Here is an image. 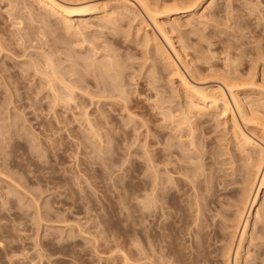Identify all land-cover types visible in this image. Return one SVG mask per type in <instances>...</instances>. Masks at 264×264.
<instances>
[{"label": "rangeland", "instance_id": "rangeland-1", "mask_svg": "<svg viewBox=\"0 0 264 264\" xmlns=\"http://www.w3.org/2000/svg\"><path fill=\"white\" fill-rule=\"evenodd\" d=\"M23 1L11 0L10 2V0H0V39H2L0 42L3 43V40H6L3 44L6 45V51L8 50L7 53H4V51L0 56V72L2 73H0V130L1 133L4 132L3 135L6 133L5 139H10L6 140V142L8 141L7 144L3 145V148L0 150L2 152V156L0 154V172L2 173H0L2 175V177L0 175V264H153V250H155L153 249V169L148 167L150 164H148L147 159L149 158L147 155L150 152L153 158V148H155L153 142L156 140L154 137H156L155 135L158 131L161 132V142L163 145L166 144L165 142L169 144L168 140L174 144H179L175 140L169 139L167 135L171 131L169 130L171 127L165 129L170 125L165 122L168 119H164L166 112L163 115L162 107L166 109H182L184 105L181 104L186 103L183 100L187 95L180 88L177 78L171 76L173 75L171 69L168 65L164 64L166 62L165 56L159 51L161 55L156 52L157 49H155L153 43H148L149 45H154H151V47L147 45L146 41V44L142 43L144 42L143 40H147L144 36L153 35L152 32L156 33L162 43L165 44L163 45L167 46L165 48L171 51V54L172 49L169 48L170 46L165 42L160 33L157 32L158 30L155 29L153 21L149 19L148 15L141 8H139V12L141 13L137 12L136 9L135 13H130L131 11L133 12L134 8L128 7L127 12L129 11L128 13L130 14H127L126 11L123 12V17L117 19L116 29L113 27H109V29L105 25H102L103 22L98 19H87V22L84 21L85 24H82L87 28L89 27L90 30L86 29V31H82L84 34L81 35L82 32L79 34L74 30L64 27L62 19L58 16L53 15L51 17L50 15L52 14L50 12H44L45 7L43 5L39 6L40 3L37 2L39 0ZM56 1L66 5L61 0ZM88 1L90 2V0H86L85 2L88 3ZM102 1L115 5V0H91L90 3H103ZM127 1L136 3L134 0ZM147 1L157 7H163L164 5H166L165 7L177 5L184 7L183 3H188L187 5L193 3L188 0H178L183 5L179 4L177 0ZM208 1L210 3V0H205L201 9L196 14L194 13L193 17L190 16L191 18L189 17V19L188 17L180 18V21L176 22L178 17H175L169 19V21L166 20L167 26L174 23L171 21H175L174 24L178 23L175 26L178 32L175 31L176 33L173 35V38L177 43L176 47L181 49L179 51L185 50L182 51L185 54L182 56L188 64L178 61L174 53L172 56H174L173 58L180 65L179 68L182 69L183 73L187 75L193 84L198 87H208L211 89L217 87L225 88L224 90L227 92L229 99H231L228 90L223 85L224 81L222 78L229 81L234 78L239 79L240 82L234 79L236 80L234 81L235 83H241L239 85L246 84L251 80L257 81L258 84L261 82V85L264 84V79L262 78V76L264 77V64L261 60L262 57H260V54H264L262 53L264 52V0H216V5L212 9L213 11L204 13V8L209 4ZM19 2L20 6H22L20 8L24 12H26L24 5L27 7L29 5L33 7L31 10L33 9L34 13L40 15V18L44 20L48 19L54 24L57 28L56 35L50 33V28V30L47 29L48 27L43 28L39 22L40 19H35L38 21L35 23L34 19H30L28 15L22 12L21 15L24 17L23 22L26 23H24L26 30L39 26L40 28L42 27L40 30L44 33L37 35L36 32L39 27H36L37 29H30L31 31L28 32L30 36L27 33L26 37L24 35L26 34L25 30L23 31L25 32L23 35L26 37L25 40L23 39L25 43L22 44V42L18 41L15 35L18 33L19 30L17 28L20 29V26H14L12 23L15 22L13 21L15 17L10 18V20V16L8 15L13 13V11H15L13 16L19 15L18 13L21 12L18 5ZM16 3L17 6L15 5ZM162 7L161 9H163ZM17 8L19 9L17 10ZM110 10L121 12L112 7ZM195 15H200L199 17L201 18L206 15L207 17H204L205 20H201ZM135 16L139 18H135ZM143 18L147 19L146 21L149 25H145L142 22ZM193 19L196 20L194 21ZM32 21L34 24H32ZM131 21L134 23L132 24ZM77 23L78 21H75L73 24L75 26H71L70 24L69 26L74 29L78 25ZM86 24L88 25L86 26ZM189 24L193 25L190 26ZM31 33L34 35L32 39H35L37 35L36 38L40 36L42 39L44 37V41H39L40 38L31 41ZM47 34L48 36H45ZM90 42L95 43H91V45L89 44ZM107 42H112L110 44L114 45L112 46L114 53L112 51L109 53V47L107 49L109 52L105 50ZM94 44L97 50L103 49L104 51H94V48H92L95 47ZM152 47L154 48L150 49ZM93 51L94 53H92ZM105 52L110 54L109 58H111V54L112 58L115 57L113 54L116 53L115 55L118 58L115 57L113 59L116 60L117 58L118 61L123 63L121 64L122 67H126L125 72L122 70L124 75L120 73V78L123 77L124 80H121L124 81V85L122 86L125 87L124 89L128 93L127 95H129V97H126L127 95L123 92V96L130 100L124 103L127 99L124 98L125 100L122 101L117 98L119 99L117 100V105L114 101L111 103L110 101L112 100H109L106 101L107 105L103 106L104 111L107 113L106 115L112 117L110 118V128L112 132L114 131L113 137L118 142L116 141V144L114 140L110 145V149L112 150L110 151L109 149V153L108 151L106 153L109 157V162L105 161L108 157L105 158L107 155L102 152L105 155L103 157L105 159L102 161L105 163L102 164L101 161L98 163L97 160V162L94 160L97 159L94 158V154L101 153L99 149H96L98 146L92 144L90 141L88 143L86 135H84L87 129L84 111L88 108L87 110L92 117L98 116L100 118L101 114L99 113L101 112L97 109L99 105H97V108L94 105H91V107L90 98L85 97V100L82 98L71 103V105L68 104L70 106H66L63 103L65 107H68L66 109H64L63 105H59V108H56L57 111L56 109H51L52 99L50 96L48 97L47 88L42 85V79L35 73V68L32 65L35 63V60L41 59L43 55L46 56L53 53L51 56H54L55 63L61 64L62 62V65L57 64L60 69L68 72L70 67H75V69L81 70L84 68L76 64L77 60L82 61L83 58L89 60L91 56H96L93 58V62L100 63L102 62V60L99 61L101 56L104 61L107 55L105 54L104 57ZM56 58L58 61H56ZM71 61L75 64H70ZM181 62L186 64L185 67ZM186 66L191 67L192 71L190 72H194L195 77L194 74H191L187 70L189 67L187 68ZM81 71L80 73H85ZM197 73L199 76H197ZM84 75H86L85 79L89 77L90 80L87 78V81H92L93 74L89 76L87 74ZM84 75L76 73L75 78L77 76L82 78ZM254 75L256 77L253 80ZM8 76L10 80H8ZM1 77H6L5 79L7 80L3 79L7 82H3ZM88 86L90 90L94 89L92 85ZM248 94L244 92L243 88L239 89L241 100H246L244 102H250L252 105L255 104V100H261L257 99V97H264L257 92H248ZM158 101L161 103H158ZM230 101L232 102V99ZM119 102H121V105H119ZM260 104L254 105L257 107L255 110L256 118L252 120L253 122L250 125L244 126L246 124L242 123V119L237 112L236 118L245 133L264 149V126L262 125L264 124V107L258 108L264 104ZM78 106L80 107L77 108ZM154 109L156 110L154 111ZM214 111L206 113L207 115L204 114L205 116L202 115L203 118L201 116L202 119L199 122L196 119L200 117L194 118L195 124L197 122L201 125L205 124L201 126L203 129L198 127L199 129L201 128V130L197 131L199 134L196 132L197 135L201 134L196 138L198 143L195 141L197 143L196 146H200L201 151L197 150L201 156L194 155L199 154L197 151H195L197 153L192 151L195 149L194 147L188 149L190 147V138L183 139V141H189V143H185L189 144L187 150L192 151H188L187 153L189 155L190 153H194L191 157L187 156L186 152H181L182 148L179 145L180 148L176 146L174 150H177L181 155L185 154L189 160L193 157L192 162H190L180 156L184 160L182 162L187 164V161H189L191 164H195V168H197L196 165L198 164V168L202 167L200 169H204V171L199 170L202 172L200 174L203 175L204 173L200 177V180L203 179L202 182H204V178L205 180L207 179L206 182L209 184H205H208L207 186L212 188L211 193L213 192L212 194H214L211 198V209H209V214L207 213L210 216L208 219L210 222L213 221L211 226L221 227L220 223L222 224V222L220 221H224L221 217L225 219L224 214H227L226 211L228 209L232 211L230 205L234 206L235 200H238L237 198H239L238 196L241 193L239 191L242 187L240 186V181L244 177L243 175H245L242 168H245L249 162V165H252L251 162L254 163V161L251 160L257 159L255 157L257 154L253 152V149H246L243 144H239L238 141L236 142L234 131L232 130L233 124L230 121L231 118L228 116L224 117V115H220V117L221 111ZM194 113L197 115V112ZM129 118H133V120ZM135 118H138V120ZM142 119L143 122L145 120L149 122L150 130L147 127L144 129L142 125L144 123L141 122ZM16 123L18 124L17 127L15 126ZM137 125V128H142L140 129L141 131L139 129L131 131L130 128ZM148 130L150 131L149 133ZM146 133H148V137ZM26 134H30L31 136L29 135L28 137ZM237 143L239 146H237ZM143 144L145 145L143 146ZM86 145L89 147L93 145V147L89 149ZM184 145L183 147L186 148ZM115 148H119V150ZM112 152H115V154L118 152L119 154L115 155ZM249 157H251L250 161L248 160ZM199 162L203 165L201 166ZM186 166H190L189 163ZM241 170L243 172H239ZM235 174L239 177L237 179H240L241 174H243L241 179L238 180L239 183L236 182L240 184L239 186L233 182V180H237L235 179ZM208 179L211 180V184ZM215 189L216 191H214ZM237 190L240 192L238 195ZM9 191H11L10 196H8L10 194L8 193ZM263 196L264 194L262 195V199L264 198ZM142 199L144 200L142 201ZM35 203L39 205L36 206ZM262 208L260 218L259 216L258 218L255 217L257 223L255 222L254 232L249 237V242L245 245V250L248 249L246 251L248 254H243L241 264H264V206ZM38 209L41 210L38 211ZM36 211L41 213V215ZM229 214H227V217ZM38 216H40V219ZM229 219L232 218L229 217ZM214 227L211 228L214 229ZM223 243L221 241L211 242L212 248L210 247V251H214V253H212L213 256L207 261L208 263L206 262L205 264H225L222 255L224 251L223 246H225ZM187 245L189 246V243ZM253 255L254 258L252 257ZM156 259L159 260L158 258ZM160 262L162 263V261ZM165 262L169 261L165 260Z\"/></svg>", "mask_w": 264, "mask_h": 264}, {"label": "bare ground", "instance_id": "bare-ground-1", "mask_svg": "<svg viewBox=\"0 0 264 264\" xmlns=\"http://www.w3.org/2000/svg\"><path fill=\"white\" fill-rule=\"evenodd\" d=\"M35 1H37V0H35ZM61 1L66 3V5L61 4V3H59V1H56V0H39L37 2L40 3V4L38 3L39 6L43 5L45 7L44 12H47V11L50 12V14H52V15H50L51 17H53V15L54 16L56 15V17L58 16L59 18L62 19L61 21H63L64 24L63 23L62 24L65 25L64 27L68 28L69 30L70 29L74 30L75 32H78L79 34H80V32L86 31V29H89V27L87 28V27L83 26V24H82L87 19H93V18H94V20L98 19L99 21H102L104 23V24L102 23V25H105L108 28L113 27L114 29H116L115 26H116L117 21H118L117 19L123 17V12L124 11L127 12L128 7L134 8L133 12L131 11L130 13H135L136 11L139 12V8H141L145 12V14L148 15L149 19L153 21L152 23H154L155 29L158 30L157 32L160 33V35L165 40V42H167V44L170 46L169 48L172 49V54L174 53L177 56L176 57V58H178L177 60L182 61L183 63L184 62L187 63L186 59L182 56L184 54L182 51H185V50H182L181 51L182 54H181V52L179 51L181 49H178L179 47L178 48L176 47L177 43L174 41V38H173V35L176 33L175 31L178 30L175 27L176 25H178V23L174 24L175 21H171L174 23L167 26L166 20L169 21V19H172L175 17L176 18L178 17V20L174 19V20H176V22H179L180 18L188 17V19H189L190 16L194 15V13L196 14V12L201 9V6L205 0H194V1L188 0V1H191L193 3H191L189 5H187L188 3L187 4L183 3L184 7L181 5L178 6L177 4H176L177 6H172V7H170V6L165 7L166 5H164L163 7L161 6L163 9H161V7H157L153 3H149V1H147V0H134L136 3H132L131 1L129 2L127 0H115V5H111V3H109V2L105 3L104 1H102L103 3H101V2L100 3H98V2L97 3L96 2L90 3L91 0H90V2L88 1V3L85 2L86 0H61ZM188 1H186V2H188ZM10 2H11V0H10ZM10 2H9V4H10ZM179 2L180 1H178V3ZM215 2H216V0H210V3L208 1L209 4H207V6L204 8V11L203 10H201V11H203L204 13H206L208 11L210 12L212 9H214V5H216ZM26 4L28 5V3H26ZM67 4H68V6H67ZM179 4H182V2ZM15 5L17 6V3ZM18 5H19V8L22 7V6H20L21 5L20 2ZM29 7H30L29 5H28V7L26 5H24V10L27 13L24 12L23 9L20 8L21 12L18 11L19 12L18 14L20 15V16L18 15L19 17L16 15L13 16V13L15 11H13V13L9 12L10 15H8V16H10L9 19L15 17L13 21L17 22V24H15V22H13V23L11 22L14 26L15 25H17V27L20 26L21 30L19 28H17L19 31L17 30L18 33L15 36H17L18 41L22 42V44L25 43L23 41L26 39L27 33L31 31L30 29H37L36 27H39V26L33 25V26H35V28L33 27V28H29V30H26L25 29L26 26L24 25L25 22H23L24 17L21 15L22 12H24V14L28 15L30 17V19H32V20L34 19V21H36L35 19H38V20L40 19L39 22H40L41 26L43 28L48 27L47 28L48 30L51 29V32L49 31L51 34H55L57 32V28H56V26H54V24H52L48 19L44 20V19L40 18V15L34 13L35 11L33 12L32 11L33 9L31 10V8H33V7H30V8ZM111 7L113 9H118L121 12L111 11L110 10ZM19 8H17V10ZM35 8H37V7H35ZM7 9H9V8H7ZM13 9H14V7H13ZM135 9H136V11H135ZM17 10H16V12H17ZM128 12H127V14H130ZM9 13H7V14H9ZM139 13H141V12H139ZM46 14H49V13H46ZM207 15L206 16L201 15V16H203V18L199 17L200 15H198V16L195 15V16L200 18L201 20H205L204 17L206 18ZM140 17H143V16H140ZM127 18H128V16H127ZM135 18H139V17L135 16ZM209 18H210V15H209ZM143 20H142V22L145 23V25L146 24L149 25L146 21L147 19L145 20L143 18ZM75 21L76 22L78 21V23H77L78 27L76 26L77 29L76 28L73 29L72 27L69 26V24L72 26ZM80 21H83V22H80ZM99 21H97V22H99ZM37 22L38 21H36L35 23H37ZM131 22H132V24L134 23L133 21H131ZM197 22L199 23V21H197ZM209 22H211V21H209ZM32 24H34V22ZM87 25L88 24H86V26ZM142 25H144V24H142ZM179 25H180V23H179ZM191 25H193V24H191ZM203 25H200V26H203ZM67 26H69V27H67ZM73 26H75V25H73ZM42 27L41 28L39 27V29H37L38 30L36 32L37 35H41L42 33H44L42 30H40V29H42ZM84 28H85V30H84ZM177 28H178V26H177ZM13 29H15V28H13ZM103 29H105V28H103ZM25 30H26V34H24L25 32H23ZM69 30H67V31L69 32ZM141 30H142V28H141ZM141 30H140V32H141ZM21 31H22V33H21ZM47 31H45V32H47ZM23 34L26 37H24ZM74 34H77V33H74ZM83 34L84 33L82 32L81 35H83ZM152 34L153 35H150V34L147 35L148 37L144 36L147 38V40H143L144 42H142V43L146 44L145 43V41H146L147 45L150 47L152 44L149 45L148 43H153L155 46L154 45H152V46H154L155 49H157L156 52L158 54H160L159 52H161L162 55L165 56L166 62L164 61L165 62L164 64L168 65V67L171 69L172 74H173V75H171V74L170 75L175 76L177 78L180 88L183 89L182 91H185L186 92L185 95H187L184 97L185 99L183 98L184 99L183 101L186 103L181 104V105H184L182 107V109H178V108H175V109L174 108H171V109L167 108L166 109L165 107H162L163 115L166 114V116H168V118H166V116H164V119H168V120H165V122L170 125L169 127L165 128V129H169L171 127V129H169L171 131H169V133L167 134L169 136V139H173V140H175V142L179 143L178 145L182 148L181 152H186L185 154L187 156L191 157V155H193L194 153L193 154L190 153V155H189V153H187L188 151H190V152L197 151L198 152V150H200V148H199L200 146H198V145L196 146V144L198 143L196 138L201 135V134L197 135V133H198L197 131L201 130V128L203 129V127H201V126L205 125V124H203V125L198 124L199 120H201L203 118L202 115H204V114L207 115L206 113H208V112L210 113V111H213V110H215L214 112H216V111L220 112L221 111V114H219V116L224 115V117L228 116L231 118L230 121L233 124L232 130L234 131V135H235L234 139H236V142L238 141L239 144H243L244 148H246V149H248V148L253 149L254 150L253 152H255L257 154L255 156V157H257V159L254 158L255 159L254 160L252 158L253 160H251V161H254V163L251 162L252 165H249V163H250L249 161H250V158L253 156L248 158L249 163L247 162L248 164H246V167L242 168V170L244 172L242 170L239 171V172H243V174H245V175L241 174V176L242 175L244 176V177H242V179H241V176L239 175L240 179H241V181H240L241 185L238 184L239 183L238 180H240V179H237L239 177L235 174V176H236L235 179H237V180H233V182H234V184H238L237 186H239V185L242 186L241 189H239V191L241 193L238 192V190H237V192H238L237 195L240 193V195L238 196L239 198H237L238 200H235V202H234L235 204L233 207H232V205H230V207L232 208V211L229 209L227 210L228 212L226 211L227 214L230 213L228 215V217H227V214H224L225 219H224V217H221V218H223L222 220H224V221H220V222H222V224L219 222L221 225V227L219 226L220 227V230H219V227H214V225L211 226L213 221L210 222L208 219V217L210 218V216L207 215V213L209 214V211H210L209 209H211V207H210L211 198L213 197L214 194H212L213 192L211 193L212 188L211 187L209 188V186H207L209 184L208 182H206L207 179L205 180V178H204V182H202L203 179L200 180V177L204 175V173H203V175L200 173H202L201 171H204V169H200L202 167L198 168L197 163H196L197 168L194 167L195 164L190 163V162H192L193 157H192V159L189 160L185 154L181 155V153H179L177 150H174L175 149L174 147H176V146H177V148L179 147L177 144H174L170 140H168V142H170L171 144L170 143L168 144L167 142H165L166 144L163 145V143L161 142L162 141L161 140L162 135H161L160 131L156 132V135L154 134L156 136V137H154L156 140L153 142L154 143L153 145L155 147V148H153V158H152L150 152L147 151V152H149V155L151 156L150 157L149 155H147L149 158V159H147L149 162L148 164H150L149 166L148 165L147 166L150 167L151 169H153V172H152L153 173V201H152L153 202V247H154L153 249H155V250H153V258H154L153 264H167V263H170V264L171 263H174V264L175 263H177V264H202L203 263V264H205L213 256L212 253H214V251H210V249L212 248L211 242H213V241L214 242L215 241H221L222 243L224 241L223 244H225V246H223L224 251L222 252L223 253L222 255H223L225 264H241V261L243 259V254L247 253L246 251L248 250V249L245 250V245L249 242V237L254 232L253 230L255 227V222L257 221L255 217L258 218V216H259V218H260V216H261L260 213L262 212V210H263L262 207L264 206V204H263L264 198L262 199V195L264 194V149L261 145L259 146V144H257V142L255 143L254 140L251 137H249L245 133V131L241 128V126L237 122L238 119L236 118V112L238 113V115L242 119V123L246 124L244 126L250 125L253 122L252 120L256 118L255 117V112H256L255 110L257 109V107H255L254 105L260 104V103L264 104V97L263 98L257 97V99H261L260 101H262V102H260L259 100H255L257 103L255 102V104L252 105L250 102H248V103L244 102L246 100H244V101L241 100V97L239 95V89L243 88V90H244V92H246V94H248V92H257L259 95L264 96V86H263L264 84L261 85L262 84L261 82L258 84L257 81L251 80L250 82H248L246 84L239 85V84H241V83H237V82H240L239 79L237 80L236 78H234L237 80V82L235 83L234 81H236V80H234V79L229 81L228 79L224 80V78H222V80L224 81L223 85L228 90V93H229V95L232 99L233 105H234L233 106L232 102L230 101L231 99H229L227 92L224 90L225 88L217 87V88L211 89L208 87H206V88L198 87L197 85L193 84L189 80L187 75H185V73H183L182 69L179 68L180 65H178L177 62L175 61V59L173 58L174 56H172V54L170 53L171 51H168L169 49L167 50L165 48L167 46H164L165 44L162 43L161 39H159L160 37L157 36L156 33L152 32ZM28 36H30V33H28ZM32 36H34V35H32V33H31V37H30L31 41H35V39L38 38V37L36 38V36H35V39H32ZM45 36H48V34ZM39 38H38L39 41H41V40H42L41 42L44 41V37L41 39V37L39 36ZM83 38H84V36H83ZM0 41H2V39H0ZM4 41H6V40H3V43H5ZM36 41H38V40H36ZM3 43L0 42V56L2 55V53L4 51H5L4 53H7V51H8V50L6 51V47H5L6 45H4ZM91 43L93 44L95 42H90L89 44H91ZM107 43L108 44H105L106 48L104 47L105 50L106 51L109 50L110 51V52L108 51L109 53H111V51H112V53H114L112 50V46H114V45L110 44L112 42H110V43L107 42ZM87 44H88V42H87ZM94 46L95 47H92V48H94V51L103 50V49L100 50L99 47H98L99 50H97V47L95 44H94ZM108 47H109V49H108ZM154 47H152L150 49H153ZM8 48H10V47H8ZM59 50H61V49H59ZM94 51L92 53H94ZM152 51H154V50H152ZM73 53H74V51H73ZM262 53H264V52H262ZM21 54H22V52H21ZM51 54H53V53H51ZM51 54L46 55V53H45L46 56L43 55V57L41 59L37 58L38 60H35L34 61L35 63H33V65H32L35 68L34 69L35 73H37L38 76L41 77L42 85H44L45 88H47L48 97L50 96L52 99V100L50 99L51 100L50 106H52L51 109L55 110L59 105H63L65 107L64 104H66V106L68 104L71 105V103L78 101V99L84 98V100H85V97H88V99L90 98V100H91V102L89 101L91 103L90 106L94 105L95 108H97V105H99L98 106L99 108H97V109H99V111L101 112V113H99V114H101V117L99 116L100 118H98V116L95 118L92 117L91 114L87 110L88 108L87 109L85 108L87 111L86 110L84 111L85 112L84 118H85L87 129H86V134H84L85 132L83 134L86 135L88 143L91 142L92 144H96L98 146V148H96L97 146L95 148L99 149V152L101 151V153H100L101 156L98 153H97V155H95L93 153L95 156V157L94 156L93 157L97 158V159H94L95 162L98 161V163H100V161H101V163L104 164L105 162L103 163L102 161H104V159L108 157V155L106 153L111 148L110 145H111V143L114 142V140L116 138L113 137L114 131L112 132V130L110 128V124H111L110 118H112V117L106 115L107 113H106V111H104L103 106L107 105L106 101H109V100H112V101H110L111 103L114 101V103L116 104L117 100H119V99H121L122 101L127 99V98H125V96H123V92H125V95L128 94V93H126V91L124 89L125 87L122 86V85H124V81H123L124 79H123V77L120 78V73L124 75L123 71L125 72L126 67H124V68L122 67L121 64H123V63L121 61L117 60L118 57L115 55L116 53L113 54V56L117 57L116 60H114L113 58H115V57L112 58V54H111V58H109L110 54H107L105 52L104 57H105V54H107L108 56L106 55V57H108V58L103 57L104 61L102 59V56H101V59L99 60V61L102 60V62H100V63L93 62L94 61L93 58L96 56H94V57L89 56L90 57L89 60H91V61L84 59V58H83L84 60L82 59V61H80V60L78 61L76 59L77 60L76 64L79 65L81 68H84V69H81L82 70L81 71L79 69H75V67H70L69 71L67 72L64 69H60V67L58 65H62V62H61V64L55 63V60H54L55 58L53 59L54 56H51ZM58 57H60V56H58ZM65 57H67V56H65ZM72 57H73V55H72ZM260 57H262L261 60L263 61V64H264V54H262V55L260 54ZM67 58L70 59L69 57H67ZM160 58H162V57H160ZM96 59H98V58H96ZM105 59H107V60H105ZM108 59H110V60H108ZM56 61H58L57 58H56ZM256 61H258V60H256ZM119 62H121V63H119ZM72 63L73 62L71 61L70 64H72ZM73 64H75V63H73ZM185 65L186 64H183L184 67H185ZM186 67L188 68L189 66H186ZM263 67H264V65H263ZM169 68H168V70H170ZM255 69H256V67H255ZM75 70H78L79 72L75 71ZM187 70H189V72L192 71L191 67H189ZM80 71L85 72V73H80ZM151 71H153V70H151ZM252 71H255V70H252ZM223 72H225V71H223ZM23 73H25V72H23ZM76 73L79 75L80 74L81 75L87 74L88 76L93 74L94 76L92 75V77H93L92 81L89 82V81H87V78L89 79V77H87L85 79L86 75H84L83 77L81 76L82 78H80V76H77L78 79L75 78ZM190 73L194 74V72H190ZM253 74H255V73H253ZM171 76H170V78H171ZM197 76H199L198 73H197ZM194 77H195V74H194ZM255 77L256 76L254 75L253 80L255 79ZM3 78L4 77H1V79H3ZM262 78L264 79L263 76H262ZM4 79L2 81L6 83L7 81H5V80H7V79H5V80ZM121 79H123V80H121ZM8 80H10L9 76H8ZM132 80H133V78H132ZM220 80H221V78H220ZM122 81H123V83H122ZM217 81H218V79H217ZM16 82H18V81H16ZM220 83H221V81H220ZM263 83H264V81H263ZM88 85H92L94 87V89L90 90ZM122 88L124 89V91ZM6 93L8 94V92H6ZM248 95L251 96L250 94H248ZM7 96H9V95H7ZM252 96H254V95H252ZM126 97H129V95H127ZM117 98H119V99H117ZM129 100L130 99H127V101H124V103L128 102ZM161 100H163V99H161ZM82 102H85V101H82ZM121 102H119V105H121L120 104ZM169 102H171V101H169ZM158 103H161V102L158 101ZM70 105H68V106H70ZM179 105H180V103H179ZM260 106H261V104H260ZM79 107L80 106H78L77 108H79ZM263 107H264V105L262 107H258V108H263ZM66 108H68V107H65L64 109H66ZM123 108L125 109V107H123ZM176 109H178V110L176 111ZM155 110L156 109H154V111ZM56 111H57V109H56ZM72 111H74V110H72ZM194 112H197V115ZM214 115H217V114H214ZM77 116H80V115H77ZM128 116H130V115H128ZM134 116L136 117V115H134ZM201 116H202V118H201ZM90 117H92L93 119ZM195 117L196 118L200 117L199 119H196L198 121L196 124L194 122ZM258 117H261V116H258ZM129 119L133 120V118L132 119L129 118ZM135 119L138 120V118H135ZM139 119H141V118H139ZM261 119H263V118H261ZM141 122H143V119ZM143 123L144 124H142V125L144 126V129L146 127L148 129L150 128L148 125V123H149L148 121L146 122V120H145ZM162 123H164V122H162ZM17 125L18 124L16 123L15 126L17 127ZM262 125L264 126V124H262ZM130 126H131V124H130ZM165 126H163V127H165ZM137 127H138V125L130 128V129H131V131L132 130L137 131V129H139V130L142 129V128H137ZM198 127H201V128L199 129ZM149 130H148V133L150 132ZM233 131H232V133H233ZM9 132H11V131H9ZM201 132L203 133V131H201ZM3 133L4 132L1 133V130H0V138H1L0 150H1V148H3L2 147L3 145L5 146V144H7L8 141L6 142V140H10L8 138L5 139L6 133L4 135H3ZM148 133H146L147 137H148ZM151 134H153V133H151ZM29 135H27V136L29 137ZM187 138L188 139L190 138V140H191L190 141V147H188V149H190V148L192 149L194 147L196 150L195 149H193L192 151L187 150V146L189 144H186L185 142L189 143V141H183V139L186 140ZM202 138H203V134H202ZM120 139H119V141H120ZM199 139H201V138H199ZM116 141L118 142V140H115V143L117 144ZM195 141L197 143H195ZM238 143H237V146H239ZM119 145H117V146L119 147ZM144 145L145 144H143V146ZM183 145L186 146V148L183 147ZM37 147H39V146H37ZM77 147H79V146H77ZM87 147L89 149H92L90 147H93V145L90 147L89 146H87ZM115 147H116V145H115ZM145 147H147V146H145ZM95 148H94V150H95ZM119 148L116 150H119ZM202 148H204V147H202ZM6 150H8V148H6ZM38 150H41V149H38ZM94 150H92V151L94 152ZM111 150L112 149H110V151ZM113 151H115V150H113ZM123 151H125V150H123ZM102 152H103V154L105 153V155H107L105 158H103L105 155H103ZM197 152H195V153H197ZM108 153H109V151H108ZM112 153L115 154V152H112ZM198 153L199 154H194V155L201 156L200 152H198ZM0 154L2 156V152H0ZM248 154H250V153H248ZM183 155H185L186 157ZM209 155H211V154H209ZM180 156H182V158L184 157V159L186 158V160H189L190 162L189 161H187V162L189 163L190 166H186V165H188V163L186 164L185 162H182L183 159ZM177 157H180V158L176 159ZM102 158H103V160H102ZM126 159L128 160V158H126ZM243 159H246V158H243ZM108 160H109V157L105 161H108ZM147 160H146V162H147ZM193 162L195 163V161H193ZM202 165L203 164H201V166ZM243 165L245 166V164H243ZM231 168H232V166H231ZM148 170H149V168H148ZM199 170H201V171H199ZM236 171H238V170H236ZM233 172H234V169H233ZM232 175H234V174L232 173ZM1 177H2V175H1ZM208 181H210V184H211V180L208 179ZM236 182H238V183H236ZM205 183H208V184L206 185ZM225 186H227V185H225ZM229 187H231V186H229ZM214 191H216V189ZM10 192L11 191H9L8 193H10ZM10 195H11V193L8 196H10ZM18 197H16V198H18ZM148 199H149V197H148ZM143 200L144 199H142V201ZM261 200H263V201H261ZM18 201H21V200H18ZM145 201H146V203H148V205H150L147 200H145ZM261 202H263V203H261ZM37 203H39V202H37ZM29 204H31V203H29ZM222 204H223V202H222ZM24 205H26V204H24ZM38 205L39 204H36V206H38ZM142 205H144V204H142ZM40 210L41 209H38V211H40ZM38 211H36V212H38ZM213 211H215V210H213ZM38 214L41 215V213H39V212H38ZM229 217H231L232 219H229ZM38 218L40 219V216H38ZM39 222H43V221H39ZM215 226H216V224H215ZM211 227H214V229ZM70 238H72V237H70ZM188 243H189V246L187 245ZM249 244H251V243H249ZM156 255H158V256L156 257ZM252 257L254 258V255ZM125 258H126V256H125ZM156 258H158L160 261H162V263L159 260H157ZM245 258H246V256H245ZM245 258H244V260H245ZM165 260H167L169 262L166 263ZM251 262H253V261H251Z\"/></svg>", "mask_w": 264, "mask_h": 264}]
</instances>
